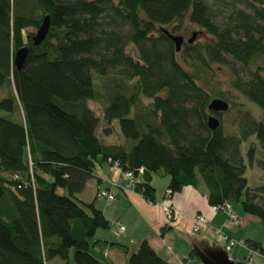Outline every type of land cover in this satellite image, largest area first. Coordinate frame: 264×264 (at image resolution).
Masks as SVG:
<instances>
[{
    "label": "trees",
    "instance_id": "1",
    "mask_svg": "<svg viewBox=\"0 0 264 264\" xmlns=\"http://www.w3.org/2000/svg\"><path fill=\"white\" fill-rule=\"evenodd\" d=\"M252 1L219 23L206 0H0V88L8 89L0 99V264L55 257L105 264L89 240L109 221L77 197L104 162L130 171L133 189L150 203L156 174L167 178L170 197L203 187L209 205L238 203L264 223V183L248 186L240 152L251 135L264 150V116L243 112L233 135L217 114L220 126L212 130L213 98L203 86L206 70L227 66L232 88L264 111V0ZM46 16L47 34L34 45ZM185 18L210 39L176 52L163 26ZM23 47L28 52L16 69ZM237 64L251 69L247 78ZM95 76L112 78L100 86ZM88 100L103 104V119L118 123L123 144L99 140L100 120ZM254 156L250 145V163ZM244 243L263 251L259 242ZM126 264L172 263L143 240Z\"/></svg>",
    "mask_w": 264,
    "mask_h": 264
},
{
    "label": "crops",
    "instance_id": "2",
    "mask_svg": "<svg viewBox=\"0 0 264 264\" xmlns=\"http://www.w3.org/2000/svg\"><path fill=\"white\" fill-rule=\"evenodd\" d=\"M121 172L115 165L107 162L100 164L99 169L93 172L84 189L77 195L83 202L92 201L109 221L108 229L96 230L89 240L91 253L103 263L126 264L128 255L134 252L143 240H146L158 255L172 264H187L191 259L201 260V264H216L222 257L241 264H246V259L250 257L253 264L252 253L257 251L250 249L244 243L248 239L259 242L264 253V239L255 232L254 228H251L256 223L260 225V221L250 214L240 216L237 213L240 220L237 226L243 228V232L237 236V233L228 228L222 235L231 239L238 238L243 245L237 252L228 256L223 255L218 249L219 241H223L224 249L226 242L219 239L221 231L216 226H219L220 222L227 221L228 217L223 211L210 210L203 187L185 186L171 196L169 202L180 213V217L176 222L169 223L159 206L148 202L137 193L132 186L134 180H124ZM167 181L166 178L165 187L159 192L151 181L155 188L156 202L161 200ZM98 189H106L114 196V200L120 201L117 215L110 214L97 203L98 198H102L97 196ZM102 199L107 204L112 202ZM197 214H203L207 223L193 234L192 226ZM113 219L119 221L124 229L118 230V227L113 224ZM225 251L228 250L225 249Z\"/></svg>",
    "mask_w": 264,
    "mask_h": 264
},
{
    "label": "rangeland",
    "instance_id": "3",
    "mask_svg": "<svg viewBox=\"0 0 264 264\" xmlns=\"http://www.w3.org/2000/svg\"><path fill=\"white\" fill-rule=\"evenodd\" d=\"M209 4H211L215 8L216 12V21L221 23L227 16V13L232 9H242L247 10L248 4L250 2H253L252 0H206ZM177 28L175 32L172 31V28ZM163 29L170 31L173 35H179L182 37L183 41L181 44V51L184 49L185 46L191 47L194 44L202 41H207L210 39V36L205 33V31L198 26L190 23L187 18H185L181 22H174L170 25L163 26ZM193 40L191 42H188V40L192 37ZM133 50V45L128 44L126 51H129L133 54H135V51ZM181 55V54H180ZM181 61V59L179 58ZM189 62L192 63V58L189 57ZM182 63V62H181ZM236 68L239 70L240 74L243 77H248L250 75L251 69L248 66H241L240 64L236 65ZM113 75V74H111ZM110 75V76H111ZM231 73L227 66L223 65H213L211 70H206L203 73V86L206 89V91L211 95V98H218L216 95L222 94L223 98H220L224 101H226L229 104V108L227 111L221 113V122L224 130L228 134L236 135V123L238 120V117L243 112H249L256 120H261L264 116V111L258 107L257 105L253 104L252 102L248 101L245 96H243L241 93L236 91L232 88L230 85L231 80ZM112 77H99L95 76L94 80L96 83H98L100 86H104L105 83H108L111 81ZM8 89L0 88V99L7 94ZM142 101L144 104H147L150 102V99H147L145 97L142 98ZM88 107L94 112V114L99 118V126L96 130V134L99 138V140L105 144H123L124 138L122 134L119 131L118 123L113 122L112 124H107L103 119V104L99 101L94 100H88L87 101ZM16 119L21 118V112L17 111L15 114ZM13 118V119H15ZM250 145H253L255 156L252 163L248 160V150ZM240 152L243 157V160L246 164V171L245 176L248 180V186L249 187H255L260 184L264 183V150L258 143V141L255 139L254 135L249 136L246 140L241 142L240 145ZM118 168V167H117ZM99 169V165L95 167V170ZM119 169V168H118ZM94 170V171H95ZM122 173V172H121ZM124 180H130L129 178L122 175ZM152 183L154 184L157 192L161 191L165 187L166 177H162L160 175L153 174L152 175ZM59 192L65 193L64 190L59 189ZM97 203L101 207H104L110 214L117 215V210L119 208L120 201L115 199L111 203H105L104 200L101 198H98ZM232 209L235 211V213L240 216L242 214H245L242 212L241 207L238 203H232ZM118 207V208H117ZM113 219V224H114ZM227 222V224H226ZM254 224L255 232L260 235L264 239V223L259 222ZM227 225V226H226ZM238 223L227 219L225 222H220L219 226H216L221 233H219V239L222 240V233L223 231L227 232V229L229 228L232 232L237 233V236L243 232V228H239ZM251 230V229H250ZM252 231V230H251ZM196 232H193L195 234ZM237 245L232 248V250L225 251L223 246V241H219V247L218 249L221 250L224 256H228L231 253H235L239 250L241 245H243V242L238 238H233ZM264 241V240H263ZM264 243V242H263ZM254 252V251H253ZM256 253L257 255H255ZM252 253V256L254 258L253 264H264V253ZM70 263L72 264V257H70ZM46 264H66L61 259L55 257L51 260H47ZM187 264H201V260L197 259H191L187 262Z\"/></svg>",
    "mask_w": 264,
    "mask_h": 264
},
{
    "label": "built area",
    "instance_id": "4",
    "mask_svg": "<svg viewBox=\"0 0 264 264\" xmlns=\"http://www.w3.org/2000/svg\"><path fill=\"white\" fill-rule=\"evenodd\" d=\"M113 165H115V164H113ZM122 174L125 177H127L133 181V175L130 171L122 172ZM97 196L104 198L106 201H113L114 200V196L112 194H110L106 189H98L97 190ZM170 198H171L170 197V190L165 189L161 200L156 202V204L159 206V208L163 212V215L165 216V219L167 220V222L174 223L179 219L180 213L171 205V203L169 202ZM209 208L212 212L223 211L226 213V215L229 219H231L237 223L240 222L238 216L236 215V213L232 209V206H230V204H228V203H224L222 205H210ZM206 223H207L206 217L203 214H197L194 217V223L192 226V231L198 232L201 229V227ZM114 224L118 227V230L124 229L123 225L119 221H115ZM222 239L226 242V245H225L226 250H229V249H231L237 245V242L235 240L227 237L226 235H222ZM246 264H252V259L250 257H248L246 259Z\"/></svg>",
    "mask_w": 264,
    "mask_h": 264
},
{
    "label": "water",
    "instance_id": "5",
    "mask_svg": "<svg viewBox=\"0 0 264 264\" xmlns=\"http://www.w3.org/2000/svg\"><path fill=\"white\" fill-rule=\"evenodd\" d=\"M49 28V17L46 16L39 28L37 29L36 34L33 37V43L34 45H38L46 36L47 31ZM164 32L167 34V36L170 38V40L173 42L175 46V51L178 52L181 48L182 44V37L179 35H173L169 33L167 30L164 29ZM194 35L188 40V42H191L193 40ZM28 49L27 47L20 48L15 52L14 55V65L16 69H20L25 61L26 55H27ZM229 108V104L220 99V98H213L209 101L207 105V109L209 112H211L207 116V126L214 130L220 126V121L217 118V114H221ZM216 264H241V263H234L231 261L230 258H219ZM243 264V263H242Z\"/></svg>",
    "mask_w": 264,
    "mask_h": 264
}]
</instances>
